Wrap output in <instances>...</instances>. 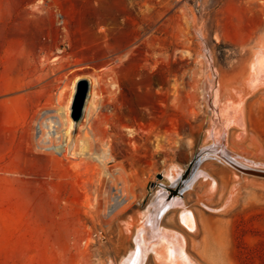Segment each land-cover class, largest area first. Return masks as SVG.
<instances>
[{
    "label": "rangeland",
    "instance_id": "rangeland-1",
    "mask_svg": "<svg viewBox=\"0 0 264 264\" xmlns=\"http://www.w3.org/2000/svg\"><path fill=\"white\" fill-rule=\"evenodd\" d=\"M244 93L226 149L264 168V0H0V264H119ZM104 147L90 176L65 155ZM200 158L160 221L178 240L162 231L144 264L181 245L196 264H264V178Z\"/></svg>",
    "mask_w": 264,
    "mask_h": 264
},
{
    "label": "water",
    "instance_id": "water-1",
    "mask_svg": "<svg viewBox=\"0 0 264 264\" xmlns=\"http://www.w3.org/2000/svg\"><path fill=\"white\" fill-rule=\"evenodd\" d=\"M246 89V92L252 91L248 87L247 81ZM245 94L246 93H244L243 95L239 94L241 95L239 101H237L232 107L228 105L224 108H221V115H218V113L220 112L217 113V107L211 105V101H209L210 110H212L214 115H218V117L212 121V126L209 130L212 143L200 149L199 153L189 163L188 167L181 175V177L173 181L170 188H164L166 192L157 193L151 209L143 215L140 225L134 232L133 248L119 262V264H144L148 253L152 251L150 245L158 241L162 231H165L169 235L170 239L177 238L178 240L179 237L177 233L163 229L160 226V221L163 215L175 205V201H179V199L181 198L183 190L194 176V173L202 160L200 158L201 155H203L204 158L214 156L241 174L264 178V168L256 167L243 162L226 149V130L230 127L229 123L225 119L226 115L229 113L230 115H232L239 110L240 107H237L236 105H239V103L241 104ZM84 95L85 87H83L77 98V103L75 106L76 119L80 116ZM221 116L223 117V119H221ZM156 178L161 179L162 175L158 174L156 175ZM177 251L178 257L176 258V261H170L169 264H196L186 254L182 245L180 246V248H178Z\"/></svg>",
    "mask_w": 264,
    "mask_h": 264
},
{
    "label": "bare ground",
    "instance_id": "bare-ground-1",
    "mask_svg": "<svg viewBox=\"0 0 264 264\" xmlns=\"http://www.w3.org/2000/svg\"><path fill=\"white\" fill-rule=\"evenodd\" d=\"M52 122H53V120H52ZM48 133L49 134L47 135V140H48V142H51L53 136L50 134L49 131H48ZM30 134L31 133L29 131L26 132L20 138L19 143L17 142V147L15 149V156L13 154L14 159H12L13 162L11 163L12 167H18V165L21 163V160L26 153L25 150L24 151L22 150V145H24L25 143H27V141H29V139H31ZM13 138H14V136H13ZM44 141H45V139H44ZM9 143H10V141H9ZM95 150L92 151V153L89 156H82V157H78L77 153L74 150L68 151L65 154L66 156L68 155L72 158H78V162H72L71 163V169L74 171V173H76L80 176H83V175L90 176L94 172V170H96V168L99 166V164L103 165V166L106 165V163L110 160V156H109L107 147L102 148L100 153H98V152L96 153ZM1 153H3V152H1ZM44 156L47 157L48 155L44 154Z\"/></svg>",
    "mask_w": 264,
    "mask_h": 264
},
{
    "label": "flooded vegetation",
    "instance_id": "flooded-vegetation-1",
    "mask_svg": "<svg viewBox=\"0 0 264 264\" xmlns=\"http://www.w3.org/2000/svg\"><path fill=\"white\" fill-rule=\"evenodd\" d=\"M170 188V187H169Z\"/></svg>",
    "mask_w": 264,
    "mask_h": 264
}]
</instances>
